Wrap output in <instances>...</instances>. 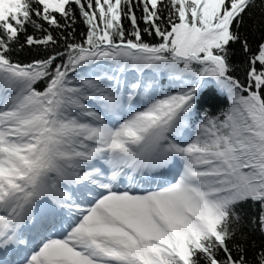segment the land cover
<instances>
[{
    "label": "snow or ice",
    "instance_id": "snow-or-ice-1",
    "mask_svg": "<svg viewBox=\"0 0 264 264\" xmlns=\"http://www.w3.org/2000/svg\"><path fill=\"white\" fill-rule=\"evenodd\" d=\"M0 264H264V0H0Z\"/></svg>",
    "mask_w": 264,
    "mask_h": 264
},
{
    "label": "trees",
    "instance_id": "trees-1",
    "mask_svg": "<svg viewBox=\"0 0 264 264\" xmlns=\"http://www.w3.org/2000/svg\"><path fill=\"white\" fill-rule=\"evenodd\" d=\"M139 15V13H138ZM251 21L249 24L251 25ZM77 35L76 39L82 42L83 37L80 35L86 31V28L83 24H81L77 28ZM250 35V43L252 44L253 49L257 46V43L260 40V32L252 29L249 33ZM144 40L149 43H157L159 41L158 37L155 36H147L145 35ZM235 55L233 57V62L236 65L237 70L235 71L234 75H236L241 80L244 79V67L245 65V57L243 53L239 49V45H236L234 48ZM13 58L22 63L31 62L34 58H37V52L35 49H30L29 47L25 46L24 48H17V51L14 53ZM141 74L136 73L134 70H129L126 73V79L128 81H135ZM151 75V74H149ZM157 76L158 83L161 84L165 90H169V80L166 75L163 74H155ZM39 88H43V85H38ZM205 104L207 106V110L213 114H219L220 111L225 110L229 106V101L224 94L217 93L215 90L209 94V97L206 98ZM255 238L257 241L260 239L259 233H256Z\"/></svg>",
    "mask_w": 264,
    "mask_h": 264
}]
</instances>
